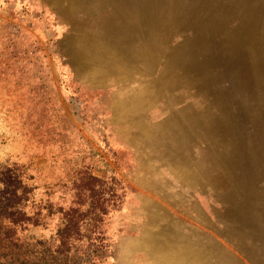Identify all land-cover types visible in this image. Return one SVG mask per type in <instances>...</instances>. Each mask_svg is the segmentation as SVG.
<instances>
[{
    "label": "rangeland",
    "instance_id": "1",
    "mask_svg": "<svg viewBox=\"0 0 264 264\" xmlns=\"http://www.w3.org/2000/svg\"><path fill=\"white\" fill-rule=\"evenodd\" d=\"M0 264H264V0H0Z\"/></svg>",
    "mask_w": 264,
    "mask_h": 264
}]
</instances>
